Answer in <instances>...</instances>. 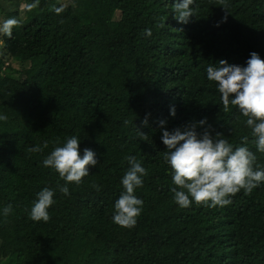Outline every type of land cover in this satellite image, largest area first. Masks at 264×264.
I'll return each instance as SVG.
<instances>
[{
	"label": "trees",
	"instance_id": "obj_1",
	"mask_svg": "<svg viewBox=\"0 0 264 264\" xmlns=\"http://www.w3.org/2000/svg\"><path fill=\"white\" fill-rule=\"evenodd\" d=\"M172 3L0 0V21L18 20L11 36L0 32V113L8 117L0 121V209L12 207L0 216V264H264V182L227 206L179 207L159 125L183 131L203 118L197 132L211 125L234 146L251 139L246 117L224 108L206 68L245 66L253 51L264 60V0H195L187 23L174 19ZM72 135L97 164L65 196L64 181L41 161ZM129 155L147 175L135 190L142 212L125 228L112 214ZM256 155L264 167V153ZM44 186L57 189L55 202L48 221H33Z\"/></svg>",
	"mask_w": 264,
	"mask_h": 264
},
{
	"label": "clouds",
	"instance_id": "obj_2",
	"mask_svg": "<svg viewBox=\"0 0 264 264\" xmlns=\"http://www.w3.org/2000/svg\"><path fill=\"white\" fill-rule=\"evenodd\" d=\"M195 0H173L172 14L177 22L187 23L194 15ZM226 9V5L223 7ZM63 6L53 8L59 13ZM18 24L16 18H8L0 24V32L11 36L12 28ZM144 35L150 36L151 29L145 28ZM206 78L215 83L224 108L235 106L246 119L244 126L250 129L248 135L240 137L241 143L234 146L219 132L210 134L208 125L197 132L198 126H205L206 119L185 126L182 131L176 128L168 131L161 119V141L166 146L163 159L168 165L173 187L174 202L181 208L191 204H203L207 207L227 206L232 197L243 190L249 194L264 182V167L257 163L256 153H264V60L258 53L251 52L245 66L228 64L220 60L218 66L209 64ZM169 115H175V108L170 107ZM8 117L0 113V121ZM128 121H125L127 124ZM143 124H147V114ZM79 137L72 135L65 138L43 158L42 166L58 174L64 183L57 188L65 196L69 195V183L79 185L82 178L89 175L87 166L97 164L95 153L89 148L78 147ZM253 143L256 151L248 147ZM47 142H45V146ZM30 151L38 152L33 146ZM128 168L120 178L122 191L113 204L112 221L120 227L132 228L136 218L142 212L143 200L135 195V190L143 185L147 170L134 155L126 157ZM99 190L98 185H93ZM56 188L44 186L36 192V199L29 209L33 221H48L49 207L54 204ZM12 211L11 205L0 209V216H7Z\"/></svg>",
	"mask_w": 264,
	"mask_h": 264
},
{
	"label": "rangeland",
	"instance_id": "obj_3",
	"mask_svg": "<svg viewBox=\"0 0 264 264\" xmlns=\"http://www.w3.org/2000/svg\"><path fill=\"white\" fill-rule=\"evenodd\" d=\"M20 7L22 8L23 7V4ZM0 23H2V22L0 21Z\"/></svg>",
	"mask_w": 264,
	"mask_h": 264
}]
</instances>
